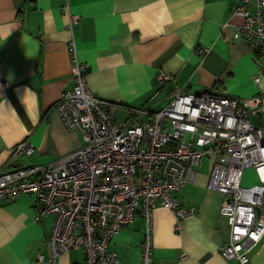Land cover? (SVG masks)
Listing matches in <instances>:
<instances>
[{"label":"crops","instance_id":"1","mask_svg":"<svg viewBox=\"0 0 264 264\" xmlns=\"http://www.w3.org/2000/svg\"><path fill=\"white\" fill-rule=\"evenodd\" d=\"M239 1L0 0V79L7 82L0 95V170L48 163L81 145V134L68 130L52 109L72 86L66 49L72 37L90 88L121 104L119 115L128 107L156 110L177 86L243 97L264 92V55L234 35L242 17L232 8ZM70 14L78 19L70 23ZM159 72L168 75L162 84ZM23 140L33 150L11 158ZM209 165L203 158L197 182L176 194L191 215L177 218L166 206L153 207L155 264H241L219 253L229 227L219 213L223 195L206 187ZM37 208L30 192L0 202V264H37V252L46 255L53 215L37 216ZM143 231L138 216L113 237L110 249L119 264H140ZM248 254L251 264H264V238ZM83 260L77 248L61 252L54 264Z\"/></svg>","mask_w":264,"mask_h":264},{"label":"built area","instance_id":"2","mask_svg":"<svg viewBox=\"0 0 264 264\" xmlns=\"http://www.w3.org/2000/svg\"><path fill=\"white\" fill-rule=\"evenodd\" d=\"M251 2L254 9L248 7ZM232 12L242 17L234 35L264 55V0H240ZM69 16L70 23L78 19ZM66 49L72 86L52 109L68 130L81 134V145L48 163L0 170V202L30 192L38 201L36 215H53L47 253L37 252V264H54L61 252L77 248L84 260L68 264H119L111 240L138 216L144 221L140 264H155L151 211L163 205L177 218L191 215L193 209L180 205L176 194L197 182L206 157V187L223 195L219 213L229 227L219 253L251 264L249 247L264 238V92L243 97L177 86L162 107H128L119 115L121 104L90 88L73 37ZM260 70L253 75L255 83ZM167 79L157 74L158 83ZM6 84L0 79V95ZM32 150L28 141H20L11 158ZM246 167L254 168L256 183L241 184Z\"/></svg>","mask_w":264,"mask_h":264},{"label":"rangeland","instance_id":"3","mask_svg":"<svg viewBox=\"0 0 264 264\" xmlns=\"http://www.w3.org/2000/svg\"><path fill=\"white\" fill-rule=\"evenodd\" d=\"M256 182H257V174H256L254 168L247 167V168L243 169L241 184L250 185V184L256 183Z\"/></svg>","mask_w":264,"mask_h":264},{"label":"water","instance_id":"4","mask_svg":"<svg viewBox=\"0 0 264 264\" xmlns=\"http://www.w3.org/2000/svg\"><path fill=\"white\" fill-rule=\"evenodd\" d=\"M202 91H210L209 89H203Z\"/></svg>","mask_w":264,"mask_h":264}]
</instances>
